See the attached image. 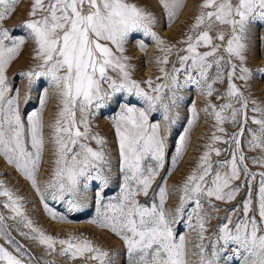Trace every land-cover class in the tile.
<instances>
[{
  "label": "snow or ice",
  "instance_id": "6c2138e0",
  "mask_svg": "<svg viewBox=\"0 0 264 264\" xmlns=\"http://www.w3.org/2000/svg\"><path fill=\"white\" fill-rule=\"evenodd\" d=\"M158 2L171 27L185 0ZM19 3L0 0V157L30 182L44 212L57 223H73L68 215L50 207L48 200L65 204L67 213H76L84 209L87 192L95 185V214L87 223L122 241L124 264H189L186 237H177L174 230V223L185 216L186 226L197 238L195 251L190 253L197 258L194 264H264V171L251 172L244 154L245 146L248 151L258 150L261 155L251 158V163L264 169V106L252 97L250 82L256 77L247 66L251 29L264 25V0H201L194 22L178 41L179 48L154 31L156 16L136 0H31L28 18L21 25L24 34L15 35L5 24ZM137 33L154 42L162 54L155 58L160 75L143 81L144 86L132 78L131 58L125 54ZM28 42L33 44L36 63L18 74L27 81L23 103H28L41 78L48 88L42 90L38 110L25 118L20 91L13 89L7 72ZM135 43L141 52L147 51L143 39ZM173 54L176 60L169 69ZM256 72L264 79V68ZM225 82L223 92L214 87ZM190 87L205 98L203 111L215 124L210 142L179 189L173 214L165 210L166 177L150 204L138 197H148L165 167L167 141L180 119L182 92ZM49 89L58 100V111L46 141L44 111ZM213 96L224 102L212 103ZM133 98L142 106L133 104ZM111 105L116 106L109 119L118 143L121 182L118 194L106 200L104 191L113 169L107 141L93 131V121ZM189 111L167 176L187 152L200 118L195 102ZM154 113L161 115L162 122L150 119ZM249 122L257 127H249ZM226 123L238 131L229 135ZM218 142L228 148L215 147ZM49 146L54 167L41 191L38 174ZM223 151L229 157L213 161V154L219 157ZM257 179L254 200L252 188ZM245 188V198L235 208L221 209L213 203H231ZM0 208L5 210L0 212V240L12 249L0 245V264H37V258L11 235L13 229L43 247L46 255L66 258V264H118V253L86 236L59 238L36 227L24 198L3 180ZM221 211L226 215L212 236H207L212 220L219 218L213 214ZM9 220L15 223H6Z\"/></svg>",
  "mask_w": 264,
  "mask_h": 264
},
{
  "label": "rangeland",
  "instance_id": "374dc122",
  "mask_svg": "<svg viewBox=\"0 0 264 264\" xmlns=\"http://www.w3.org/2000/svg\"><path fill=\"white\" fill-rule=\"evenodd\" d=\"M147 1H150L149 3H152V5L156 6V8L152 9L151 6L149 7L148 5L149 3H147ZM147 1L140 0L139 2L137 1L136 2L146 7L147 10L151 11L156 16L158 23L157 26L154 28V31H156L157 34L160 35L162 38H164L169 44H174L173 32H170L168 37L164 35V32L166 30L168 31L172 29L174 26L173 27L167 26V22L165 19L166 14L162 6L160 4L153 3L154 0H147ZM30 2L31 0H20V3L17 6L15 14L5 24V26L8 29H10L15 35L24 34V30L22 29L21 25L28 18L27 13L29 11V8L27 10V7L26 8L23 7L24 5L27 6L28 4L30 6ZM200 2L201 0H185L184 8L180 12L178 19H176V21L174 22L175 25L176 23H178L177 20H179V24H180L179 29L181 33L187 32L190 25L194 22V17H195L194 15L197 14V10H198L197 8ZM189 5H190V10L188 14L185 15L184 11L189 7ZM181 18L184 20H182ZM161 28L163 33L159 32V29ZM262 36H264V25H254L250 32L249 42H250L251 50L248 54L247 66L254 71L256 77L253 81L250 82L251 83L250 90L252 92V97L254 99H257L259 102H261L262 106H264V79H261L259 73L256 72L257 69L264 68V41L261 40ZM141 39H143L145 43L148 45L146 52H141L135 43L136 40H141ZM177 48H179V46H177ZM125 54L131 58L129 63L132 65L134 69L132 73V78L138 82H141L142 86H144L143 81H145L146 79L152 78L153 80H155L156 77L160 75L159 66L155 63V58L162 54L157 50L154 42H152L149 38L144 37L142 33L135 34L134 39L129 41V43L126 45ZM32 57H33L32 44L31 42H28L24 46L21 55L12 63V65L10 66L7 72L9 83L11 84L13 89H19L20 91L21 110L25 118L27 117V115L31 114V112L36 111V109L39 106V97L42 95V90L48 88L47 82L43 78H41L33 86L31 91V98L28 101V103L26 105L23 103V98L26 93L27 81L23 80L18 74L21 71L28 70L32 65H34L33 62L35 61L33 60ZM175 60H176V55L173 54L170 57V62L166 67L170 69L172 66V62H174ZM177 67H179L178 64ZM181 79H183V77H181ZM237 83L241 84L242 82L238 81ZM214 87H216L219 92H223L226 89V82L224 85L217 84L214 85ZM182 95L184 99L182 100L179 108L180 119L177 125L173 128L171 137L167 141L168 148L166 151L165 167L161 171L160 176L157 177L156 182L153 184L148 197H144V196L138 197L141 203L150 204L153 198V193L156 191V189L160 186L161 182L166 177L169 197L167 203L165 204V210L166 212L173 214L176 206L179 203V197L181 195L179 189L181 188L184 180L190 174L192 169L195 168L200 155H202V153L205 151V145L210 142V137L212 132L214 131V124H215L213 118L205 115L203 111L204 107L206 106L205 98L200 96L194 87H190L184 90L182 92ZM50 101L51 102L53 101L51 105L55 107L54 108L55 113H57L58 100L56 96L52 93L51 89H49V100L46 108H48V106L50 105ZM211 101L212 103L218 105L224 102L222 100H217L215 96L211 98ZM192 102H195L196 108L200 113V118L197 124L195 125L193 131L191 132L190 143L188 145L187 152L183 156V159L177 165L175 171H173L172 175L167 176V173L171 166V156L175 154L177 137L178 135L182 134L183 128L186 126V121L190 116L189 109ZM132 103L136 104L137 106H142L140 102H138L134 98L132 99ZM115 107H116L115 105H111L109 108H106L105 110L108 112L105 113L104 110L103 113L93 121V131L99 132L100 135L104 137L107 141L106 147L110 155V161L113 169L112 180L110 182V185L104 191V196L106 200L118 194V185L121 182V177L119 173L118 143L116 140L114 129L112 127V124H110L108 128L109 135L108 134L104 135L100 127V121H104V122L110 121L109 117L114 114ZM249 107L251 108V105ZM249 115H252V113L249 112ZM150 119L153 122L156 121L162 122V117L159 113H154ZM48 122L49 121L48 119H46V115H44V124H45L44 136L46 141H48L51 135V130L49 128L50 124ZM224 127L229 135H231L233 132L238 131V128L232 127L230 123H226ZM249 127L256 128L257 126L249 122ZM217 134L221 135L220 133ZM247 138H248V133L245 132V140ZM91 146L94 148L96 147L94 142H91ZM215 147L221 149H227L228 145L218 142L215 145ZM244 154L246 157L249 158L247 160V164L251 172L259 173L261 171H264V169L255 166L251 163V158L261 155V153L258 150L248 151L247 147L245 146ZM228 157H229L228 152L223 151L219 157L213 154L212 159L213 161H217V160L227 159ZM53 159L54 157L51 154L50 146L46 147L43 163L38 174V182L42 186L41 191H44L43 185L46 184V182L51 179L52 168L54 167V164L52 163ZM6 165L7 163L4 164L0 160V180H3L8 187L12 188L18 195L24 198L26 212L28 216L34 221L36 227L43 230L46 234L59 238H67L69 234L86 236L92 239L95 243L100 244L106 250L110 252L118 253L120 257L118 264H124L123 257L125 250L122 241H120L113 234L107 231H102L100 229H97L95 226L87 223V221L95 214V208H94V204H95L94 189L96 187L95 185H92L87 192V200L84 209L76 213H67V206L65 204L52 201L51 199L48 200V204L50 207H52L54 210L60 213L68 215L69 218L72 221H74L71 224H60L53 221L44 212L43 205L41 204L40 201V197L31 187L30 182L25 180L13 167L9 166L8 168ZM236 183L239 184L241 183V181H237ZM257 186H258V179L257 182L253 183V188H252L254 200L256 196ZM246 191L247 189L245 188V190L238 195L236 200L231 203H221L218 201H213V203L217 204V206L221 209L235 208L245 198ZM45 194L47 195V193ZM0 212H5V210L0 208ZM213 215H218L219 218L212 220L211 224L209 225V231L206 233L207 236H212L214 230L216 229V226L222 222V218L226 215V212L221 211L218 214H213ZM193 219H195V217ZM6 223L13 224L15 222L9 220L6 221ZM20 230L28 231V229H24L22 227ZM174 230L177 237H179L180 235H184L186 237V241L189 245L188 261L189 264H194V261L197 258L192 256L190 253L192 251H195L193 245L196 243L197 238L195 232L190 231L186 226V216L184 220H181L178 223H174ZM10 231H11V235L15 238V240L18 241L20 244L24 245V247L31 253V255L37 258V264H43L44 261H48L50 262V264H52V262H54V264H66V258L60 257L56 254L46 255L43 247L39 246L35 242L24 239L14 229ZM205 243H208V241L206 240ZM0 245H3L4 247L8 248L9 251H12V249L3 240H0ZM76 264H79V262L77 261Z\"/></svg>",
  "mask_w": 264,
  "mask_h": 264
},
{
  "label": "bare ground",
  "instance_id": "6f19581e",
  "mask_svg": "<svg viewBox=\"0 0 264 264\" xmlns=\"http://www.w3.org/2000/svg\"><path fill=\"white\" fill-rule=\"evenodd\" d=\"M137 2H139L140 0H136ZM147 1V0H146ZM150 1H147V3H149ZM153 3H155V4H159V2H158V0H154L153 1ZM30 4H31V2H30ZM149 5V7L151 6L152 7V9L153 8H156V6H154V5H152V3H149L148 4ZM27 7V10H28V8H29V11H30V6H29V4L26 6V5H24V7L23 8H26ZM198 9V8H197ZM189 10H190V5H189V7L184 11V14L185 15H187L188 14V12H189ZM28 11V12H29ZM184 15V16H185ZM27 16H28V13H27ZM190 16V15H189ZM195 16V15H194ZM166 17V16H165ZM166 19V18H165ZM182 19V18H181ZM180 19V20H181ZM191 19V18H190ZM182 20H184V19H182ZM181 20V21H182ZM178 21V23H176L175 25H174V23H173V25H172V29H170V30H166L165 32H164V35L165 36H167L168 37V35H169V33L170 32H173L174 33V36H173V41H174V44L176 45V46H179V47H182V45H180V44H178V41H180V40H182L183 38H184V36H185V33L186 32H180V24H179V20H177ZM192 22V21H191ZM165 23V22H164ZM159 32L160 33H163L162 32V28L161 29H159ZM171 35V34H170ZM173 35V34H172ZM170 39H171V36H170ZM32 44V43H31ZM30 47V46H29ZM32 48H33V44H32ZM36 62V61H35ZM35 62H33V64H35ZM33 66V65H32ZM53 103V101L51 102L50 101V105L48 106V108H46L45 109V111H44V115H46V119H48V123L49 124H51L53 121H54V119H55V116H56V113H55V107L54 106H52L51 104ZM58 103V102H57ZM38 108H39V106H38ZM38 108L36 109V110H38ZM108 111H106L105 110V113H107ZM108 115V114H107ZM103 119V118H102ZM110 120V119H109ZM110 121H108V122H104V121H100V127H101V130H102V132H103V134L104 135H106V134H108L109 133V130H108V128H109V126H110ZM101 132V133H102ZM109 135V134H108ZM109 143V142H108ZM0 160H1V162H3L4 164L6 163L1 157H0ZM8 168H9V165H6ZM53 222V221H52Z\"/></svg>",
  "mask_w": 264,
  "mask_h": 264
}]
</instances>
